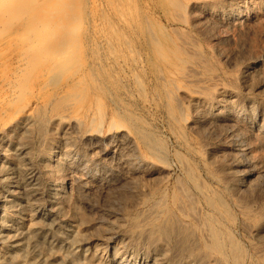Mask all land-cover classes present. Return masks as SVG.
<instances>
[{
	"label": "rangeland",
	"instance_id": "rangeland-1",
	"mask_svg": "<svg viewBox=\"0 0 264 264\" xmlns=\"http://www.w3.org/2000/svg\"><path fill=\"white\" fill-rule=\"evenodd\" d=\"M132 1L133 4H131ZM134 1L135 0H0V40L5 41L7 38L13 39L16 37L23 39V42H20L21 46L14 45L15 47L12 46L13 48H7L8 50H1L4 51L2 53L0 51V57L2 56L0 62L1 60L3 61V64L0 63V65L2 64V68L0 66V69L2 71L7 69L8 71L10 66L9 71L13 68V71L11 70L12 73L15 72L17 76L19 75L18 78H16L17 76H14L13 73V76H10L11 78L9 77L7 80L1 79L0 77V82H2L0 83V85H2L0 88L5 87L4 91H0V111L2 112H0V172L8 163L11 162L10 164H13L10 169L13 171L9 172L8 181L0 182V199H6L12 196L11 199L13 201L7 206L4 213L5 218L9 221V235H18V228L29 226V224L31 230H33L32 234L27 235L28 237H16L19 249L15 252L13 251V254L14 256L16 254V259L24 260L28 264H47L50 261H52L53 264H84V256H80L76 261H67L66 259V255L72 249L71 245L75 241L69 235L73 226L80 233L78 240L79 242L81 241V245H85L86 249L94 247L101 250V263L103 264H111V253H109L110 246L107 240L110 235H113L114 241L117 242L123 250L127 251L126 257L130 259L131 264H155V262H165V254L168 251L166 249H153L147 241L136 236L138 232L133 228V225L135 220H139L144 213L151 209V204H153L154 200L158 201L161 199L162 195L171 194V192L175 190L177 194L183 197L185 204L188 200L189 202H193L192 204H194L196 208H201L202 204H204V192L210 193L209 195L214 201H216V199L218 201V199L220 200L222 198L225 204L219 207V212L216 214V217L220 221H224V224L226 223L225 225L231 228L234 235L237 237L239 236L238 238L236 237L239 244L242 247L246 246L245 249L250 251L251 258L248 259L246 264H264V231L258 233L256 227L258 224L264 225V131H262L263 133L260 132L261 134L259 135V132L255 129V127L261 123L260 119L264 117V9H262L264 7V0H254L256 1L255 6H259L261 10L255 7L250 13L249 10L247 11L249 14L248 16H246L247 13L235 15V17H232L235 21L234 23L233 20L231 21L225 16H218L219 18H216V15H214L215 12L204 16L201 12L202 9H192L190 8V4L208 1L211 2L212 5L214 3L213 7H217L216 10H218L222 8V5L224 7V5L233 3L237 0H149L153 5L157 3L165 4L168 9L165 11V14L161 13L162 16L161 14L160 16L165 21H163L164 24H167L168 21L173 24V26L168 25L161 29L157 22L159 21L157 17H155L157 24L153 20L152 23L150 19L152 25H149V23L148 25L151 32L153 31L154 35L152 36H156V39L152 37L153 42L150 40L147 43L149 47L144 43V45H141L138 39L128 35V28L123 29L128 26L127 20L137 15L138 5L135 4ZM118 3H122V5ZM177 3L180 5H177ZM254 11L258 12L260 16L256 14V18L255 15H253V13H255ZM64 12L67 14H64ZM208 17L213 18L210 19ZM239 17L241 18L239 19V23L241 24L237 22ZM206 18L208 22L205 20ZM59 22L61 26L63 25L62 27H65L64 29L60 26ZM226 23H228V25ZM242 24H245L246 28H243L245 25ZM31 26L34 29H32ZM57 26L60 27L57 28ZM17 31L19 33H16ZM68 31H71V34ZM65 32L67 36H65ZM9 33H11V35ZM1 35L4 39L1 38ZM63 35L65 36L64 38L70 37V39H72L71 42L73 43L74 41V43H68V45L62 47L59 45L60 43H57L59 45L58 48L56 47L57 44H55V41L62 40L58 39L60 37L63 38ZM164 35H166L168 39L171 38V42L173 41L177 45L183 46L185 49L184 51H188V48L191 47L195 49L196 54L199 52L197 55H200L199 57L191 51H188L190 52L188 54H186L187 51L184 52L183 58L186 62L179 67V70L171 75L174 79L171 78L169 81L163 76L162 79L161 76L159 77L155 72L153 73V67L159 64L161 58H165L166 55L164 46L162 45L165 44ZM6 36L7 38L5 39ZM48 41H50L49 44ZM159 41L160 43H158ZM69 44H71L70 47ZM48 46L50 47L49 49ZM141 48L142 50H140ZM64 49L67 53H65L66 51ZM13 50L16 56L9 57L12 56V53L14 54ZM7 51L10 52L8 53ZM21 51L22 53L24 52V54L25 52L28 53L25 55L23 54L24 57ZM53 52L55 54L58 52V54L54 55ZM190 54L193 55L191 56ZM3 55L6 61H9L11 58V61L13 60V64L9 61L10 65L8 61H5V66L7 68L4 66ZM61 55L68 60V62L65 63V66L68 68L64 66L63 69L56 70L53 65L57 59L61 58ZM6 56H8V59H6ZM37 57L40 59L38 60ZM15 58H17V60ZM21 58L23 59L22 61H20ZM26 58L30 62H27V60H25ZM189 59L192 60H190L191 62L195 60L196 62L198 61L197 63L201 64L198 65L194 62V65ZM14 64L16 66L11 67ZM17 65L19 67H17ZM45 65H48V67L51 66L50 68H53L52 70L54 71L50 69V71L45 72V70H43ZM15 67H17V69H15ZM86 67L94 68V70L92 75L85 78V76H82V70ZM63 70H65V74L62 72ZM76 70L78 72H76ZM7 71H5V73ZM54 73L58 75L56 74L55 76ZM182 73L185 74L184 78ZM10 79L11 81L8 83ZM103 79L108 80L112 84L111 86L115 90L116 96L119 95L117 100L123 103L122 105L120 103H113L111 97H106L104 94L97 93L95 96L92 94V92H95L101 85L100 82ZM14 82H18V84ZM143 86L144 88H142ZM22 89L23 92H21ZM167 90L170 92L171 97L163 95ZM219 90L227 91L230 96H234L232 97L233 101H237L239 105H241L240 108L239 105L235 108L233 107L234 111H231L232 114H230L228 118L230 120L232 117L233 120L231 119V121H215L211 118L210 121L209 117H207L209 116L206 113L207 110L200 108V111H197L199 109L195 108V97L217 99L220 93ZM8 91L10 92V96ZM2 93L6 94L4 95ZM90 94L93 95H91L93 99L92 102L88 101ZM107 99L111 101L109 100V102ZM176 99L179 100V105H181L184 110L177 104L178 102ZM97 104L100 106H97ZM5 105L9 106L4 107ZM247 105L250 107L251 111ZM84 106L86 111L82 113V108ZM2 107H4L3 109L7 110V112L3 109L1 110ZM124 109H128L130 112L134 113L135 121L138 123H136V127L139 126V128L137 127L140 132L139 137L133 135L132 138L136 147V153L141 155L147 162L145 165H140V167L142 166L141 169H139L138 163L135 165L136 162L132 160L127 164V160L125 159L124 164L123 159L127 158L128 154L131 158L133 152L129 150L126 152L127 150L125 151L117 147L114 140L110 141V137H108L110 133L108 126L111 121H113V115L119 112L123 115L125 112ZM67 111L70 116H75L86 122L85 130H95L93 132L99 133V140H84L82 138V133L78 130L77 132L75 131L76 128L73 127V123L69 117L67 118L70 121H68L67 118L63 121H56V119H54L59 113L67 114ZM92 111L94 112L93 114ZM178 111L181 112V115L184 111V114L181 116ZM201 111L206 114L204 115ZM4 112H6V114ZM197 112H200V114L202 113V117ZM234 115L237 116L235 117ZM205 117L208 119H205ZM90 119H93L92 124H89L91 121ZM203 119L205 122L202 121ZM234 119H237V123ZM114 120H117L116 122H124L123 119L119 121L118 118H115ZM193 121L198 122L195 123ZM199 121H202L201 124ZM214 121L215 125L213 124ZM226 122L227 124L231 122L233 125L231 123L227 125ZM121 123L118 124L120 125ZM222 123L223 126L226 124L225 126L227 129L224 128L225 126H222ZM187 124L191 126V128L188 127ZM234 124H236V127L232 128L235 126ZM195 125L197 126L195 127ZM89 126L91 129H89ZM253 126L254 128L252 129ZM144 127L145 129H143ZM220 127L221 131L219 130ZM238 133L241 134V136ZM257 133L259 136L258 138ZM225 137L227 139H225ZM73 139L75 143L72 142ZM107 139L109 140V145ZM103 140L106 141L103 142ZM95 141L96 143L97 141L100 142L97 145ZM113 146L116 148L114 149ZM73 147L76 149L74 150ZM126 153L128 154L125 155ZM65 155H71L73 159L86 156L82 169L76 170L70 166L71 163H65L63 161L64 157H66ZM122 156H124L123 159L121 158ZM94 164H96L95 167L93 166ZM16 165L19 166L18 169L15 167ZM124 165L126 166L124 167ZM159 168L162 169L160 170ZM135 169L137 171L133 172ZM88 172L89 174H87ZM73 173L76 174L74 175ZM132 173H134V175ZM105 175L107 177H105ZM79 178L84 179V183L88 181L85 183L87 189L80 185L78 181ZM110 180L115 184H111ZM30 182L35 184L34 188L29 185ZM54 184L61 187L65 193L59 196L56 195L53 190ZM113 184L117 188H115ZM162 185H164L165 188ZM244 185L250 187L245 189L246 187ZM233 186L237 187L236 191ZM33 189L36 190L34 191L35 193L32 191ZM79 191L82 192V195H80ZM156 191L159 192L156 194L157 197L156 195L152 197L151 194ZM126 194H128V196ZM138 198H142L144 202L137 203L138 200L136 201V199ZM149 198H152V202ZM147 201L148 203L150 202L149 205ZM131 204H137L138 207H135V205L132 206ZM187 204L193 209L191 203L187 202ZM242 204H244V207L247 208L249 213L255 214L260 218L259 222L255 224L253 222H247L245 217L246 211L238 207L243 206ZM148 208L149 210H147ZM192 209H190V211ZM141 210L145 211L143 212ZM133 212H137L138 218L136 214V217L133 216ZM138 213L141 214L139 215ZM205 214L207 221H216L215 218L207 214V212ZM222 216L225 217L224 220ZM134 217L135 220H133ZM16 225L17 227H15ZM9 249H11L9 243L6 242L2 244L1 250L3 252L9 251ZM163 250L164 252L166 251V253H163ZM88 254L91 255L92 253ZM160 255H162V257ZM123 257L120 259V262L126 258ZM159 257H161V259Z\"/></svg>",
	"mask_w": 264,
	"mask_h": 264
},
{
	"label": "bare ground",
	"instance_id": "bare-ground-1",
	"mask_svg": "<svg viewBox=\"0 0 264 264\" xmlns=\"http://www.w3.org/2000/svg\"><path fill=\"white\" fill-rule=\"evenodd\" d=\"M120 1V0H119ZM124 1V0H123ZM164 1V0H163ZM170 1V0H169ZM177 1H179V0H177ZM258 1V0H257ZM263 1V0H262ZM131 2V1H130ZM227 2V1H226ZM229 2V1H228ZM255 2L256 1H254V0H237V1H234L233 3H229V4H226V5H224V7H223V5H222V8H220V9H218V10H216L217 9V7H213V5H214V3H213V5H212V3L211 2H195V3H193V4H190L191 6H190V8H192V9H202V14L204 15V16H206L207 14H211L212 12H215V14L214 15H216V18H219L220 16H225L226 18H228L229 20H233L232 19V17H235V15H242V14H244V13H247V11L249 10V13H250V11L251 10H253L256 6V4H255ZM64 3V2H63ZM134 3L135 4H137V5H135V6H137L138 7V12H137V15H135V16H132V17H130L128 20H127V25L128 26H126V27H124L123 29H125V28H128V35H130L131 37H135L136 39H138V42L141 44V45H144V44H147L150 40H152V35H154L153 34V31L151 32V29H150V27H149V25L151 24V21L153 20L154 22H156V20H155V17H157L158 18V20L159 21H157L158 22V24H159V26L161 27V29L162 28H165V27H167L168 25H171V26H173V24H171V22H167V24H164L163 23V19L161 18V16H162V14L161 13H163V14H165V11L168 9V8H166V6H165V4H155V5H153V4H151L150 3V1L149 0H135L134 1ZM161 3V2H160ZM176 3V2H175ZM211 3V4H210ZM119 4V3H118ZM131 4H133V1H132V3ZM16 5V4H15ZM23 5V4H22ZM72 5V4H71ZM119 5H122V3L121 4H119ZM167 5V4H166ZM177 5H180V4H178L177 3ZM184 7V6H183ZM117 8V7H116ZM189 8V9H190ZM71 9V8H70ZM256 9H260L259 8V6H257L256 7ZM262 9H264V7L262 8ZM72 10V9H71ZM70 10V11H71ZM216 10V11H215ZM261 10V9H260ZM43 11V10H42ZM55 11V10H54ZM53 11V12H54ZM194 11V10H193ZM198 11V10H197ZM196 11V12H197ZM258 11V10H257ZM51 12V11H50ZM52 12V13H53ZM195 12V11H194ZM199 12V11H198ZM255 12V11H254ZM18 13V12H17ZM252 13V12H251ZM64 14H67V13H65L64 12ZM160 14H161V16H160ZM198 14V13H197ZM256 14H258V12H255V13H253V15H255V17L257 16ZM23 15V14H22ZM52 15V14H51ZM249 14L247 13V15L246 16H248ZM53 16V15H52ZM55 16V15H54ZM193 16H194V14H193ZM199 16V15H198ZM219 16V17H218ZM245 16V15H244ZM258 16H260L259 14H258ZM125 17V16H124ZM202 17V16H201ZM255 17H253V18H255ZM262 17V16H261ZM50 18V17H49ZM51 18H53V17H51ZM66 18V17H65ZM203 18V17H202ZM201 18V19H202ZM208 18H210V19H212L211 17H208ZM251 18H252V16H251ZM257 18V17H256ZM263 18H264V16H263ZM150 19H151V21H150ZM209 19V20H210ZM227 19V20H228ZM239 19H241L240 17L238 18V23L240 22L239 21ZM260 19V18H259ZM126 20V19H125ZM176 20V19H175ZM195 20V19H194ZM206 21H207V18L205 19ZM215 20H217V19H215ZM236 20H237V18H236ZM121 21V20H120ZM153 21H152V23H153ZM212 21H214V20H212ZM220 21H222V20H220ZM252 21V20H251ZM126 22V21H125ZM157 22H156V24H157ZM165 22V21H164ZM186 22V21H185ZM208 22V21H207ZM210 22V21H209ZM223 22V21H222ZM235 21L233 20V23H234ZM246 22V21H245ZM148 23H149V25H148ZM179 23V22H178ZM219 23V22H218ZM59 24H60V22H59ZM155 24V25H156ZM211 24V23H210ZM227 25H228V23H226ZM237 24V23H236ZM239 24H241V23H239ZM248 24H250V23H248ZM261 24V23H260ZM120 25V24H119ZM152 25V24H151ZM154 25V26H155ZM176 25V24H175ZM174 25V26H175ZM242 25H245V24H242ZM259 25V24H258ZM28 26H29V24H28ZM33 26V25H32ZM31 26V27H32ZM60 26H61V24H60ZM60 26H57V28H59ZM63 26V25H62ZM61 26V27H62ZM170 26V27H171ZM30 27V26H29ZM121 27V26H120ZM208 27H210V26H208ZM212 27V26H211ZM246 28V25L245 26H243V28ZM28 28V27H27ZM63 29L65 28V27H62ZM150 30H149V29ZM214 28H215V26H214ZM32 29H34L33 27H32ZM122 29V30H123ZM153 29V28H152ZM159 29V28H158ZM237 29V28H236ZM77 30V29H76ZM75 30V31H76ZM165 30V29H164ZM29 31H31V30H29ZM124 31H126V30H124ZM157 31V30H156ZM199 31V30H198ZM242 31H243V29H242ZM56 32V31H55ZM67 32V31H66ZM66 32H65V36H67V34H66ZM69 32V31H68ZM162 32V31H161ZM244 32V31H243ZM3 33V32H2ZM15 33V32H14ZM13 33V34H14ZM16 33H19L18 31L16 32ZM37 33V32H36ZM70 34H71V31L69 32ZM68 33V34H69ZM73 33H75V32H73ZM72 33V34H73ZM159 33V32H158ZM157 33V34H158ZM176 33V32H175ZM10 35H11V33H9ZM23 34V33H22ZM30 34V33H29ZM54 34V33H53ZM69 34V35H70ZM126 34V33H125ZM162 34V33H161ZM209 34V33H208ZM8 35V34H7ZM50 35V34H49ZM55 35V34H54ZM156 35V34H155ZM167 35V34H166ZM166 35H164L165 37V40H164V42H165V44H162L163 46H164V50H165V58H161V60L159 61L160 63L159 64H156L154 67H153V73L155 72V74H157V75H159V77L161 76V78H162V76L167 80V81H169L171 78H173V77H171V75H173V73L175 72V71H177V70H179V67L180 66H182L185 62H186V60L183 58L184 56H183V53L184 52H186V51H184L185 49H184V47L182 48L181 46H179V45H177L175 42H171V38L170 39H168L167 37H166ZM206 35V34H205ZM5 36V35H4ZM19 36V35H18ZM26 36V35H25ZM25 36H22V37H25ZM38 36V35H37ZM48 36V35H47ZM52 36V35H51ZM64 35L62 36L63 38H59L58 40H60V39H62V40H60V41H55V44H57V43H60L59 45L62 47V46H65V45H68V43H71V44H73L74 43V41H73V43L71 42V40L72 39H70V37H68V38H64L65 37ZM74 36V35H73ZM168 36V35H167ZM190 36V35H189ZM9 37V36H8ZM41 37V36H40ZM71 37H72V35H71ZM156 36H154L153 37V39H156L155 38ZM171 37V36H170ZM1 38H3L4 39V37L1 35ZM7 38V36L5 37V39ZM35 38H36V35H35ZM42 38H43V36H42ZM47 38V37H46ZM9 39V40H8ZM55 39V38H54ZM182 39V38H181ZM8 40V41H7ZM7 40H5V41H3V40H0V51L1 50H5V49H7V48H11L12 46L13 47H15V46H19L20 45V42L22 41L23 42V39L22 38H7ZM38 40H39V38H38ZM51 40V39H50ZM28 41V40H27ZM47 42V41H46ZM152 42H153V40H152ZM185 42V41H184ZM183 42V43H184ZM193 42H194V39H193ZM26 43V42H25ZM38 43V42H37ZM50 43V41H48V44ZM52 43V42H51ZM128 43V42H127ZM144 43V44H143ZM158 43H160V41L158 42ZM163 43V42H162ZM22 44H24V43H22ZM43 44H44V42H43ZM42 44V45H43ZM54 44V43H53ZM71 44H69V47H70V45ZM138 44V43H137ZM156 44V43H155ZM15 45V46H14ZM58 44L56 45V47H58L59 46ZM139 45V44H138ZM138 45H137V47H138ZM150 45V44H149ZM21 46V45H20ZM45 46H46V44H45ZM51 46V45H50ZM54 46V45H53ZM12 47V48H13ZM44 47V46H43ZM142 47H144V46H142ZM147 47H149L148 46V44H147ZM156 47V46H155ZM188 47V46H187ZM18 48V47H17ZM31 48V47H30ZM47 48V47H46ZM50 47L48 46V49H49ZM59 48V47H58ZM16 49V48H15ZM21 49V48H20ZM37 49V48H36ZM44 49H45V47H44ZM67 49V48H66ZM149 49V48H148ZM189 50L188 51H191L193 54L195 53V55H197L196 54V52H195V49L194 48H191V47H189L188 48ZM8 50V49H7ZM12 50V49H11ZM46 50V49H45ZM65 50V49H64ZM140 50H142V48L140 49ZM145 50H147V49H145ZM26 51V50H25ZM29 51V50H28ZM66 51V50H65ZM64 51V52H65ZM187 51V53L186 54H188V53H190V52H188ZM2 52H4V51H1V53ZM8 53L10 52V51H7ZM13 52H14V50H13ZM19 52V51H18ZM55 52V51H54ZM53 52V53H54ZM60 52V51H59ZM154 52V51H153ZM21 53H22V51H21ZM28 52H25V54H27ZM44 53H45V51H44ZM62 53V52H61ZM65 53H67V51L65 52ZM7 54V53H6ZM14 54H15V52H14ZM13 53H12V56H9V57H13V56H16V54L14 55ZM17 54H19V53H17ZM24 54V52L22 53V55ZM24 54V55H25ZM32 54V53H31ZM40 54V53H39ZM39 54H37V55H39ZM56 54H58V52L56 53ZM55 53H54V55H56ZM192 54V55H193ZM1 55V54H0ZM10 55V54H9ZM23 55V56H24ZM53 55V56H54ZM66 55V54H65ZM191 55V54H190ZM191 55V56H192ZM204 55V54H203ZM202 55V56H203ZM4 56V55H3ZM20 56V55H19ZM22 56V57H23ZM36 56V55H35ZM52 56V55H51ZM73 56V55H72ZM197 56H199L200 57V55H197ZM202 56H201V58H202ZM8 56H6V59H8L7 58ZM25 57V56H24ZM23 57V58H24ZM55 57H57V56H55ZM68 57V56H67ZM1 59H2V56L0 57ZM27 58H28V56H27ZM27 58L25 59V60H27ZM54 58V57H53ZM194 58H195V56H194ZM229 58V57H228ZM3 59H4V63H5V56L3 57ZM10 59V58H9ZM12 59V58H11ZM11 59L9 60L10 62H11V64H13V60L11 61ZM14 59V58H13ZM16 60H17V58H15ZM18 59H19V57H18ZM33 59V58H32ZM37 59L39 60L40 58L39 57H37ZM36 59V60H37ZM42 59V58H41ZM52 59V58H51ZM56 59V58H55ZM198 59V58H197ZM206 59V58H205ZM230 59V58H229ZM15 60V61H16ZM23 59L21 58V60L20 61H22ZM24 60V61H25ZM30 60H31V58H30ZM191 59H189V61H190ZM201 60H203V59H201ZM200 60V61H201ZM8 61V60H7ZM6 61V62H7ZM8 61V63H9V65H10V62ZM34 61V60H33ZM48 61V60H47ZM192 61V60H191ZM190 61V62H191ZM236 61V60H235ZM3 61L1 60V62L0 63H2ZM27 62H30V61H28L27 60ZM36 62V61H35ZM38 62V61H37ZM68 62V60L66 59V58H64L62 55H61V58H59V59H57L56 61H55V63H54V65H53V67H55L56 68V70H59V69H63L64 68V66H65V63H67ZM70 62V61H69ZM194 62H196L195 60H194ZM194 62H191V63H194ZM198 62V61H197ZM196 62V63H197ZM203 62V61H202ZM205 62H208V61H205ZM16 63V62H15ZM19 63V62H18ZM24 63H26V62H24ZM23 63V64H24ZM3 64V63H2ZM2 64L0 65L1 66V68H2ZM31 64V63H30ZM69 64V63H68ZM198 65H200L199 63H197ZM207 64V63H206ZM6 65V63L4 64V66ZM19 65V64H18ZM17 65V67H19ZM33 65V64H32ZM51 65V64H50ZM154 65V64H153ZM194 65H195V63H194ZM244 65V64H243ZM8 66V65H7ZM13 66H16L15 64L14 65H12L11 67H13ZM235 66V65H234ZM233 66V67H234ZM6 67V66H5ZM5 67H3V68H5ZM17 67H15V69H17ZM21 67V66H20ZM31 67V66H30ZM33 67V66H32ZM51 67V66H50ZM50 67H48V65H45L44 67H43V70H45V72H48V71H50ZM66 68H68L67 66H65ZM188 67V66H187ZM204 67V66H203ZM242 67V66H241ZM260 67V66H259ZM7 68V67H6ZM5 68V69H6ZM188 68H191V67H188ZM188 68H186V69H188ZM9 69H10V66H9ZM9 69H8V71H7V69L5 70V71H7L6 73H5V71H2L1 69V73H0V77H1V79H4V80H7L10 76H13V73H14V76H17V74H15V72H13L12 73V69L13 68H11V70L9 71ZM21 69V68H20ZM53 69V68H52ZM51 69V70H52ZM193 69V68H192ZM191 69V70H192ZM255 69V68H254ZM257 69V68H256ZM22 70V69H21ZM33 70V69H32ZM66 70V69H65ZM65 70H63L62 72H63V74H65L64 73V71ZM93 70H94V68H91V67H86L85 69H83L82 70V76H85V78L87 77V76H89V75H92L93 73ZM183 70V69H182ZM190 70V69H189ZM241 70V69H240ZM245 70V69H244ZM29 71V70H28ZM52 71H54V70H52ZM61 71V70H60ZM66 71H68V70H66ZM192 71H194V70H192ZM254 71V70H253ZM18 72V71H17ZM16 72V73H17ZM19 72H21V71H19ZM26 72V71H25ZM76 72H78L77 70H76ZM105 72V71H104ZM58 73V72H57ZM56 73V74H57ZM69 73V72H68ZM196 73V72H195ZM251 73V72H250ZM263 73V72H262ZM21 74V73H20ZM50 74V73H49ZM48 74V75H49ZM55 74V73H54ZM53 74V75H54ZM56 74H55V76H56ZM197 74H198V71H197ZM249 74V73H248ZM58 75V74H57ZM60 75V74H59ZM79 75H80V73H79ZM104 75V74H103ZM182 75H183V78H184V76H185V74H183L182 73ZM243 75V74H242ZM254 75V74H253ZM261 75V74H260ZM19 76V75H18ZM18 76L16 77V78H18ZM69 76V75H68ZM77 76H78V74H77ZM193 76V75H192ZM46 77V76H45ZM60 77V76H59ZM150 77V76H149ZM167 77V78H166ZM11 78V77H10ZM13 78H15V77H13ZM12 78V79H13ZM15 78V79H16ZM74 78V77H73ZM107 78V77H106ZM136 78V77H135ZM250 78H252V77H250ZM255 78H257V77H255ZM76 79H78V78H76ZM76 79H73V80H76ZM137 79V78H136ZM163 79V78H162ZM174 79V78H173ZM198 79V78H197ZM207 79V78H206ZM21 80V79H20ZM68 80V79H67ZM67 80H66V82H67ZM181 80V79H180ZM195 80V79H194ZM202 80H204V79H202ZM201 80V81H202ZM11 81V79L10 80H8V83ZM13 81V80H12ZM15 81V80H14ZM17 81V80H16ZM19 81V80H18ZM70 81H72V80H70ZM98 81H99V79H98ZM188 81V80H187ZM243 81V80H242ZM222 82V81H221ZM244 82V81H243ZM251 82V81H250ZM0 83H2V82H0ZM5 83V82H4ZM12 83V82H11ZM14 83H17L18 84V82H14ZM144 83V82H143ZM245 83V82H244ZM257 83V82H256ZM13 84V83H12ZM11 84V85H12ZM43 84V83H42ZM100 86L97 88V90L95 91V92H92V94L95 96V94H97V93H100V94H104L106 97H111V100H112V102L113 103H115V104H123V103H121V102H119L118 100H117V97L119 96H116V92H115V90L112 88V84L108 81V80H102L101 82H100ZM251 84V83H250ZM6 85H7V83H6ZM16 85V84H15ZM25 85V84H24ZM174 85V84H173ZM213 85H215V84H213ZM248 85V84H247ZM247 85H245V86H247ZM252 85V84H251ZM1 87H2V85H0ZM20 86V85H19ZM168 86V85H167ZM27 87V86H26ZM164 87H166V86H164ZM175 87V86H174ZM7 88V87H6ZM23 88V87H22ZM128 88V87H127ZM142 88H144V86L142 87ZM198 88V87H197ZM213 88V87H212ZM251 88V87H250ZM1 90L0 91H4L5 90V87H3V88H0ZM13 89H14V86H13ZM12 89V90H13ZM16 89V88H15ZM94 89V88H93ZM147 89H148V87H147ZM204 89V88H203ZM210 89V88H209ZM240 89V88H239ZM244 89V88H243ZM260 89V88H259ZM19 90V89H18ZM53 90H54V88H53ZM185 90V89H184ZM222 90V89H221ZM248 90V89H247ZM258 90V89H257ZM14 91H16V90H14ZM86 91V90H85ZM117 91V90H116ZM220 91V90H219ZM262 91V90H261ZM9 92V91H8ZM13 92V91H12ZM21 92H23V89H22V91ZM122 92V91H121ZM138 92V91H137ZM82 93V92H81ZM128 93V92H127ZM264 93V92H263ZM2 94H6V93H2ZM50 94V93H49ZM52 94V93H51ZM92 94H90V98H89V102H92L93 101V99L91 98L93 95ZM118 94V93H117ZM120 94V93H119ZM8 95V94H7ZM92 95V96H91ZM164 96H166V97H171L170 96V92L167 90V91H165L164 92V94H163ZM182 95V94H181ZM233 95V94H232ZM9 96H10V92H9ZM8 96V97H9ZM75 96V95H74ZM89 96V95H88ZM184 96V95H183ZM3 97V96H2ZM175 97H176V95H175ZM187 97V96H186ZM232 97H234V96H230L229 94H228V92L227 91H220V93H219V97L217 98V99H211V98H207V97H195L194 98V101L196 102V104H195V108L196 109H199V110H197V111H200V108H202L203 110L205 109V110H207V114L209 115V116H207V117H209V120L211 121V119H214L215 121L216 120H219V121H231V119H232V115L230 116L231 117V119L229 120L228 118H229V115L230 114H232V112L234 111L233 109L235 108V107H237L238 105H239V103L236 101V102H234L233 101V98ZM51 98V97H50ZM62 98H63V96H62ZM83 98H85V97H83ZM189 98V97H188ZM95 99V98H94ZM122 99V98H121ZM235 99V98H234ZM17 100V99H16ZM108 100V99H107ZM110 100V99H109ZM108 100V101H109ZM110 100V101H111ZM123 100V99H122ZM177 100V99H176ZM236 100H239V99H236ZM241 100V99H240ZM251 100V99H250ZM4 101V100H3ZM11 101V100H10ZM23 101V100H22ZM53 101V100H52ZM109 101V102H110ZM124 101V100H123ZM8 102V101H7ZM15 102V101H14ZM95 102V101H94ZM149 102V101H148ZM164 102V101H163ZM177 104L179 105V100H177ZM191 102V101H190ZM243 102V101H242ZM236 103H238V104H236ZM241 103V102H240ZM93 104H95V103H93ZM176 104V103H175ZM242 104V103H241ZM250 104V103H249ZM99 104H97V106H98ZM112 105H114V104H112ZM154 105V104H153ZM161 105V104H160ZM252 105H253V103H252ZM256 105V104H255ZM254 105V106H255ZM263 105V104H262ZM9 105H5L4 107H8ZM49 106V105H48ZM100 106V105H99ZM115 106H117V105H115ZM179 106H181V105H179ZM240 106L241 105H239V108H240ZM246 106V105H245ZM248 106V105H247ZM250 106H251V104H250ZM4 107H2L1 108V110L4 108ZM22 107V106H21ZM118 107H120V106H118ZM178 107V106H177ZM234 107V108H233ZM257 107V106H256ZM10 108V107H9ZM20 108V107H19ZM47 108V107H46ZM93 108H94V106H93ZM123 108H125V107H123ZM123 108H122V110H123ZM181 108L183 109V107L181 106ZM246 108V107H245ZM248 108H249V110H250V107L248 106ZM251 108H252V106H251ZM263 108V107H262ZM8 109V108H7ZM23 109V108H22ZM192 109V108H191ZM255 109V108H254ZM260 109V108H259ZM4 110V109H3ZM68 110V109H67ZM77 110H78V107H77ZM117 110V109H116ZM125 110V109H124ZM179 110H181V109H179ZM184 110V109H183ZM233 110V111H232ZM241 110V109H240ZM246 110H248V109H246ZM253 110V109H252ZM4 111H6L7 112V110H4ZM82 113H84L85 111H86V108H85V106L82 108ZM232 111V112H231ZM236 111V110H235ZM245 111V110H244ZM251 111V110H250ZM1 112V111H0ZM6 112H4L5 114H6ZM18 112V111H17ZM40 112V111H39ZM60 112V111H59ZM58 112V113H59ZM79 112V111H78ZM175 112V111H174ZM178 112H180V111H178ZM192 112H193V110H192ZM203 114H204V112L203 111H201ZM231 112V113H230ZM243 112V111H242ZM247 112V111H246ZM256 112V111H255ZM262 112V111H261ZM2 113V112H1ZM3 113V114H4ZM64 113V112H63ZM94 112L92 111V114H93ZM120 113V112H119ZM119 113H116V115H113V121H111V123L109 124V131H110V133H109V136L108 137H110V141H113L114 140V142L117 144L116 146L117 147H119V148H121V149H124L126 152H128V150L129 151H132L133 152V154H132V157L130 158L129 157V154L128 153H126L125 155H127V158H124V156H122L121 158L123 159V161L126 159L127 160V164H128V162L130 161V160H132V161H134V162H136L135 163V165H137V163H138V165H139V167H140V165H145L147 162H146V160H144V158L141 156V155H139V154H137L136 153V147H135V145H134V142H133V135H137L138 137H139V135H140V132H139V130H138V128H139V126H137L136 127V125L138 124L136 121H135V117H134V113L133 112H130V110H128V109H126L125 110V112H124V114L123 115H121V113L119 114ZM198 114H200V112H197ZM197 113H195L196 115H198ZM201 113V114H202ZM205 113V114H206ZM252 113V112H251ZM67 114H68V111H67ZM61 114V113H59L58 115H56L55 116V118L54 119H56V121L57 120H60V121H63L64 119L66 120V118L67 117H69L70 118V120H71V122L73 123V127H75L76 128V132H77V130L80 132V133H82V138L84 139V140H96V139H98L99 140V137H100V134L99 133H96V132H93V131H95V130H93V131H90V130H85V127H86V122L85 121H83L82 119H79V118H76L75 116H70V114ZM72 114H74V113H72ZM79 114V113H78ZM107 114V113H106ZM177 114V113H176ZM183 114H184V111H183ZM182 114V115H183ZM200 114V115H201ZM204 114V115H205ZM234 114V113H233ZM236 114V113H235ZM243 114V113H242ZM262 114V113H261ZM261 114H260V116H261ZM264 114V113H263ZM262 114V115H263ZM136 115V114H135ZM180 115H181V112H180ZM181 115V116H182ZM200 115H199V117H200ZM238 115V114H237ZM236 115V116H237ZM241 115V114H240ZM3 116V115H2ZM12 116V115H11ZM90 116H92V115H90ZM194 116V115H193ZM235 116V115H234ZM235 116V117H236ZM253 116V115H252ZM264 116V115H263ZM82 117V116H81ZM139 117V116H138ZM184 117V116H183ZM195 117V116H194ZM201 117H202V115H201ZM259 117V116H258ZM92 118V117H91ZM112 118V117H111ZM115 118H118L119 119V121H121L122 119L124 120V122L123 123H121V122H116L114 119ZM197 118V117H196ZM195 118V119H196ZM211 118V119H210ZM93 119H95V118H93ZM93 119L90 121V123L89 124H92V121H93ZM177 119V118H176ZM200 119H202V118H200ZM200 119H198V120H200ZM205 119H208V118H206L205 117ZM243 119V118H242ZM48 120V119H47ZM67 120H68V118H67ZM70 120H68V121H70ZM109 120V119H108ZM112 120V119H111ZM137 120H139V119H137ZM183 120V119H182ZM197 120V119H196ZM233 120V119H232ZM237 120V119H236ZM235 119H234V121H236ZM238 120H239V118H238ZM9 121V120H8ZM140 121V120H139ZM184 121H186V120H184ZM202 121H204V119L202 120ZM202 121H199L200 122V124H201V122ZM210 121H207V122H210ZM215 121L213 122V124L215 123ZM70 122V123H71ZM193 122H195V121H193ZM198 121H196L195 123H197ZM205 122V121H204ZM203 122V123H204ZM240 122V121H239ZM260 124H256L257 126L255 127V129H256V131L257 132H259V135L261 134V133H263L262 131H264V117H262L261 119H260ZM49 123V122H48ZM108 123V122H107ZM118 123H121L120 125L118 124ZM137 123V124H136ZM141 123V122H140ZM190 123V122H189ZM211 123V122H210ZM221 123V122H220ZM220 123H219V125H220ZM223 123H225V122H223ZM223 123H222V126H223ZM231 123V122H230ZM229 123V124H230ZM235 123V122H234ZM236 123H237V121H236ZM242 123V122H241ZM245 123V122H244ZM243 123V124H244ZM250 123V122H249ZM25 124V123H24ZM58 124H59V121H58ZM192 124H194V123H192ZM191 124V125H192ZM199 124V125H200ZM226 124H227V122H226ZM225 124V125H226ZM229 124H227V125H229ZM232 124V123H231ZM243 124H242V126H243ZM41 125V124H40ZM61 125V124H60ZM66 125V124H65ZM72 125V124H71ZM95 125V124H94ZM188 125V124H187ZM198 125V124H197ZM197 125H195V127L197 126ZM215 125V124H214ZM217 125H218V122H217ZM224 125V126H225ZM233 125V124H232ZM232 125H231V127H232ZM235 126H233L232 128H235L236 127V124H234ZM238 125H239V123H238ZM14 126V125H13ZM64 126V125H63ZM105 126H107V125H105ZM140 126H141V124H140ZM143 126V125H142ZM210 126V125H209ZM221 126V127H222ZM223 126V127H224ZM10 127V126H9ZM12 127V126H11ZM69 127V126H68ZM71 127V126H70ZM93 127V126H92ZM188 127H190L191 128V126H189L188 125ZM192 127H194V126H192ZM194 127V128H195ZM206 127V126H205ZM212 127V126H211ZM221 127H220V131H221ZM194 128H192V129H194ZM209 128V127H208ZM207 128V129H208ZM218 128V127H217ZM224 128H226V126L224 127ZM237 128H238V126H237ZM240 128V127H239ZM254 128V126L252 127V129ZM71 129V128H70ZM89 129H91L90 128V126H89ZM107 129V128H106ZM143 129H145V127L143 128ZM198 129V128H197ZM201 129V128H200ZM199 129V130H200ZM216 129V128H215ZM223 129V128H222ZM227 129V128H226ZM230 129V128H229ZM242 129V128H241ZM254 129V130H255ZM72 130H73V128H72ZM101 130V129H100ZM99 130V131H100ZM195 130V129H194ZM199 130H198V132H199ZM218 130V131H219ZM234 130V129H233ZM69 131V130H68ZM192 131V130H191ZM201 131V130H200ZM216 131V130H215ZM227 131V130H226ZM235 131H236V129H235ZM255 131V132H256ZM195 132V131H194ZM203 132V131H202ZM201 132V133H202ZM206 132V131H205ZM204 132V133H205ZM213 132V131H212ZM217 132V131H216ZM224 132V131H223ZM246 132V131H245ZM254 132V131H253ZM261 132V133H260ZM66 133V132H65ZM75 133V132H74ZM237 133V132H236ZM236 133H235V135H236ZM196 134V133H195ZM206 134V133H205ZM239 134V133H238ZM247 134V133H246ZM64 135V134H63ZM230 135V134H229ZM240 136H241V134H239ZM248 135V134H247ZM107 136V135H106ZM200 136V135H199ZM207 136V135H206ZM232 136V135H231ZM254 136V135H253ZM73 137V136H72ZM223 137V136H222ZM236 137V136H235ZM244 137V136H243ZM243 137H241V138H243ZM246 137V136H245ZM248 137V136H247ZM256 137V136H255ZM259 136H258V133H257V138H258ZM77 138V137H76ZM224 138V137H223ZM228 138H230V137H228ZM250 138H251V136H250ZM78 139V138H77ZM112 139V140H111ZM211 139H212V137H211ZM225 139H227L226 137H225ZM231 139V138H230ZM233 139V138H232ZM260 139H261V137H260ZM7 140V139H6ZM69 140V139H68ZM101 140V139H100ZM108 140V139H107ZM109 140H108V145H109ZM215 140V139H214ZM213 140V141H214ZM250 140V139H249ZM75 140L73 139V141L72 142H74ZM104 141H106V140H103V142ZM81 142V141H80ZM100 142V141H99ZM98 141H97V143H96V141H95V143L98 145V143H99ZM143 142V141H142ZM157 142V141H156ZM70 143V142H69ZM75 143V142H74ZM84 143V142H83ZM111 143V142H110ZM221 143V142H220ZM253 143H254V140H253ZM85 144V143H84ZM147 144V143H146ZM158 144V143H157ZM78 145V144H77ZM148 145V144H147ZM235 145V144H234ZM246 145V144H245ZM253 145V144H252ZM59 146V145H58ZM87 146V145H86ZM142 146V145H141ZM244 146V145H243ZM248 146V145H247ZM246 146V147H247ZM102 147H103V145H102ZM114 147V149L116 148L115 146H113ZM149 147V146H148ZM220 147V146H219ZM250 147V146H249ZM79 148V147H78ZM104 148V147H103ZM102 148V149H103ZM144 148V147H143ZM224 148V147H223ZM225 148H226V146H225ZM248 148V147H247ZM254 148V147H253ZM73 149H74V147H73ZM76 149V148H75ZM74 149V150H75ZM90 149V148H89ZM89 149H87V150H89ZM205 149V148H204ZM220 149V148H219ZM258 149V148H257ZM259 149H260V147H259ZM258 149V150H259ZM22 150V149H21ZM117 150V149H116ZM191 150V149H190ZM248 150V149H247ZM73 151V150H72ZM104 151V150H103ZM159 151V150H158ZM242 151V150H241ZM78 152V151H77ZM93 152V151H92ZM122 152H123V150H122ZM131 152V153H132ZM216 152V151H215ZM218 152V151H217ZM73 153V152H72ZM81 153H83V152H81ZM117 153H119V152H117ZM124 153V152H123ZM130 153V152H129ZM151 153V152H150ZM230 153V152H229ZM232 153V152H231ZM67 154V153H66ZM92 154V153H91ZM214 154V153H213ZM228 154V153H227ZM247 154V153H246ZM245 154V155H246ZM64 155V154H63ZM83 155V154H82ZM89 155V154H88ZM96 155V154H95ZM121 155V154H120ZM216 155V154H215ZM22 156V155H21ZM66 157H64V162L65 163H71V167H73V168H75L76 170H81L82 169V166H83V162H84V160H85V157H82V156H80V157H78V159H73L72 157H71V155H65ZM161 156V155H160ZM218 156V155H217ZM226 156V155H225ZM236 156V155H235ZM2 157V156H1ZM112 157H113V155H112ZM115 157V156H114ZM224 157V156H223ZM244 157V156H243ZM120 158V159H121ZM25 159V158H24ZM23 159V160H24ZM50 159V158H49ZM104 159V158H103ZM212 159V158H211ZM91 160V159H90ZM159 160V159H158ZM178 160V159H177ZM224 160V159H223ZM255 160V159H254ZM261 160H263V159H261ZM108 161V160H107ZM120 161H122V160H120ZM2 162V161H1ZM119 162V161H118ZM162 162V161H161ZM167 162V161H166ZM180 162V161H179ZM11 163V162H10ZM10 163H8V165L7 166H5L3 169H2V171L0 172V182H5V181H8V175H9V172L11 171L10 169H11V167H12V165L10 164ZM112 163V162H111ZM120 163V162H119ZM93 164V163H92ZM99 164H100V162H99ZM98 164V165H99ZM106 164V163H105ZM124 164H125V161H124ZM130 164V163H129ZM131 164L133 165V163L131 162ZM130 164V165H131ZM163 164V163H162ZM104 165V164H103ZM120 165V164H119ZM164 165V164H163ZM184 165V164H183ZM258 165V164H257ZM69 166V167H70ZM94 167L96 166V164H94L93 165ZM107 166H108V164H107ZM114 166V165H113ZM116 166V165H115ZM121 166V165H120ZM122 166H123V164H122ZM126 165H124V167H125ZM128 166V165H127ZM152 166V165H151ZM17 169L19 168V166H15ZM112 167V166H111ZM137 167V166H136ZM138 167V168H139ZM142 167V166H141ZM141 167L139 168V169H141ZM153 167V166H152ZM91 168H92V165H91ZM90 168V169H91ZM100 168V167H99ZM119 168V167H118ZM143 168H144V166H143ZM185 168V167H184ZM258 168V167H257ZM84 169V168H83ZM88 169V168H87ZM124 169V168H123ZM160 169V168H159ZM158 169V170H159ZM162 169V168H161ZM160 169V170H161ZM254 169V168H253ZM89 170V169H88ZM128 170V169H127ZM150 170H151V168H150ZM155 170V169H154ZM167 170V169H166ZM187 170V169H186ZM229 170V169H228ZM13 171V170H12ZM11 171V172H12ZM96 171V170H95ZM116 171V170H115ZM137 170L135 169V171H133V172H136ZM141 171V170H140ZM144 171V170H143ZM194 171V170H193ZM257 171V170H256ZM90 172V171H89ZM89 172L87 173V174H89ZM156 172V171H155ZM162 172V171H161ZM264 172V171H263ZM74 174V173H73ZM76 174V173H75ZM74 174V175H75ZM86 174V173H85ZM93 174V173H92ZM110 174V173H109ZM120 174V173H119ZM122 174V173H121ZM129 174V173H128ZM133 175H134V173H132ZM162 174V173H161ZM259 174V173H258ZM11 175V174H10ZM19 175V174H18ZM142 175V174H141ZM164 175V174H163ZM168 175V174H167ZM262 175V174H261ZM86 176V175H85ZM137 176V175H136ZM159 176V175H158ZM84 177V176H83ZM105 177H107L106 175H105ZM124 177V176H123ZM122 177V178H123ZM133 177V176H132ZM152 177V176H151ZM165 177V176H164ZM32 178V177H31ZM71 178V177H70ZM91 178V177H90ZM103 178V177H102ZM121 178V179H122ZM149 178V177H148ZM155 178V177H154ZM158 178H160V177H158ZM191 178V177H190ZM72 179V178H71ZM109 179V178H108ZM124 179V178H123ZM137 179V178H136ZM152 179V178H151ZM179 179V178H178ZM10 180V179H9ZM28 180V179H27ZM134 180V179H133ZM141 180V179H140ZM144 180V179H143ZM147 180V179H146ZM149 180V179H148ZM161 180V179H160ZM194 180V179H193ZM22 181V180H21ZM78 181H79V183H80V185L82 186V187H86V189H87V185L85 184L86 182H88V181H86L85 183H84V179H82V178H79L78 179ZM106 181H108V180H106ZM111 181V180H110ZM121 181V180H120ZM155 181V180H154ZM153 181V182H154ZM178 181V180H177ZM242 181V180H241ZM29 182V181H28ZM56 182V181H55ZM118 182H119V180H118ZM128 182H129V179H128ZM243 182V181H242ZM264 182V181H263ZM59 183V182H58ZM103 183V182H102ZM110 183V182H109ZM112 183H114L113 181H111V184ZM120 183V182H119ZM139 183V182H138ZM158 183H159V181H158ZM157 183V184H158ZM202 183V182H201ZM250 183V182H249ZM261 183V182H260ZM115 184V183H114ZM113 184V185H114ZM153 184H155V183H153ZM152 184V185H153ZM177 184V183H176ZM180 184V183H179ZM254 184V183H253ZM29 185L31 186V187H35V184H33V183H29ZM181 185V184H180ZM256 185V184H255ZM80 186V187H81ZM101 186H103V185H101ZM111 186V185H110ZM162 186H164V185H162ZM178 186V185H177ZM183 186V185H182ZM245 186V185H244ZM75 187H76V185H75ZM79 187V188H80ZM114 187H115V185H114ZM184 187V186H183ZM218 187V186H217ZM234 188H235V191H236V188L237 187H235V186H233ZM241 187V186H240ZM246 188L245 189H247V187L248 186H245ZM250 187V186H249ZM248 187V188H249ZM252 187V186H251ZM93 188V187H92ZM109 188V187H108ZM113 188V187H112ZM115 188H117V187H115ZM131 188H132V186H131ZM148 188V187H147ZM164 188H165V186H164ZM163 188V189H164ZM180 188V187H179ZM185 188V187H184ZM201 188V187H200ZM231 188H232V185H231ZM81 189V188H80ZM79 189V190H80ZM114 189V188H113ZM133 189V188H132ZM244 189V188H243ZM252 189V188H251ZM53 190L55 191V194L56 195H63L65 192H63V189L61 188V187H59V186H57V185H55L54 184V186H53ZM108 190V189H107ZM110 190V189H109ZM117 190V189H116ZM135 190V189H134ZM137 190V189H136ZM143 190V189H142ZM162 190V189H161ZM179 190V189H178ZM238 190H241V189H238ZM238 190H237V194H238ZM33 192L34 191H36V190H32ZM89 191V190H88ZM87 191V192H88ZM115 191V190H114ZM166 191V190H165ZM168 191V190H167ZM182 191V190H181ZM251 191V190H250ZM68 192V191H67ZM80 192V191H79ZM78 192V193H79ZM111 192V191H110ZM118 192V191H117ZM120 192H121V190H120ZM233 192H234V189H233ZM248 192V191H247ZM252 192V191H251ZM35 193V192H34ZM77 193V192H76ZM82 192H80V195H82L81 194ZM132 193H133V191H132ZM136 193V192H135ZM143 193V192H142ZM159 192L158 191H156V192H154L153 194H151V196L153 197L154 195H156V194H158ZM168 193V192H167ZM182 193V192H181ZM250 193V192H249ZM37 194V193H36ZM88 194V193H87ZM124 194V193H123ZM129 194V193H128ZM128 194H126L127 196H128ZM164 194H165V192H164ZM185 194V193H184ZM191 194V193H190ZM210 194V193H209ZM208 194V192L206 193V192H204V195H203V198H204V204H202V207L200 208H196V206L194 207V204H192L193 202H189L188 200H187V202L188 203H191L192 205H193V209H192V207L191 206H189L188 204H187V202H186V204L188 205H186L185 204V200L183 201V197L181 196V195H179V194H177L176 192H175V190H174V192H171V194H165V195H162V197H161V199L160 200H158V201H155L154 200V202H153V204H151L152 206H151V209L149 210V208L147 209V210H149V211H147L146 213H144V215L139 219V220H135V217L137 216V212L136 213H134V215L133 216H135V214H136V216L134 217V219L133 220H135L134 221V225H133V228L138 232V235H136L135 234V232H134V234L136 235V236H139V238H141V239H143V240H145V241H147L148 242V244H150V246H152V248L153 249H166L168 252L166 253V251L164 252V250H163V253H166L165 255V262H162V263H156L155 262V264H246L247 263V261H248V259L249 258H251V256H250V251L249 250H247V249H245V247H242L240 244H239V241H238V237L237 236H235L234 235V233H233V231L231 230V228L230 227H228V226H226L225 224H224V221L222 222V221H220L217 217H216V214H218V212H219V207L220 206H224V204H225V202H224V200L221 198L220 200L218 199V201H219V203H218V201H217V199H216V201H214V199L212 198V197H210V195ZM248 194V193H247ZM257 194V193H256ZM84 195V194H83ZM131 195V194H130ZM192 195V194H191ZM215 195V194H214ZM120 196V195H119ZM141 196H142V194H141ZM195 196V195H194ZM237 196V195H236ZM86 197V196H85ZM125 197V196H124ZM124 197H122V198H124ZM156 197H157V195H156ZM192 197V196H191ZM223 197V196H222ZM12 196H9V198H2V199H0V264H28L26 261H24V260H19V259H16L15 258V256H16V254H15V256H14V252L17 250V249H19V244L16 242L17 240H16V237H18V236H27L28 234H32V232H33V230H31V226H30V224H29V226H22L21 228H18V230H17V233H18V235H9L10 234V229H9V227H8V220L5 218V216H4V213H5V210H6V208H7V206L13 201L12 199ZM60 198V197H59ZM70 198V197H69ZM128 198V197H127ZM145 198V197H144ZM188 198V197H187ZM186 198V199H187ZM199 198V197H198ZM219 198V197H218ZM76 199V198H75ZM201 199V198H200ZM69 200V199H68ZM132 200V199H131ZM138 200V202L137 203H141L142 201H143V199L141 198H138V199H136V201ZM145 201H146V198L144 199ZM149 200L151 201L152 200V198H149ZM194 200V199H193ZM192 200V201H193ZM49 201V200H48ZM71 201H73V200H71ZM70 201V202H71ZM136 201H134V202H136ZM195 201V200H194ZM264 201V200H263ZM144 202V201H143ZM152 202V201H151ZM199 202V201H198ZM117 203V202H116ZM122 203V202H121ZM147 203H148V201H147ZM150 203V202H149ZM149 203H148V205H149ZM195 203V202H194ZM227 203V202H226ZM132 205V204H131ZM133 205H135V204H133ZM132 205V206H133ZM139 205V204H138ZM147 205V206H148ZM201 205V204H200ZM243 206H238V207H240V209H242V210H245L246 211V214H245V217H246V220H247V222H253L254 224L255 223H257V222H259V220H260V218L257 216V215H255V214H252V213H249L248 211H247V208H245L244 207V204H242ZM121 206V205H120ZM137 206V204L135 205V207ZM235 206H237V205H235ZM138 207V206H137ZM143 207H145V206H143ZM188 207H190V208H188ZM55 208V207H54ZM118 208H119V206H118ZM133 208V207H132ZM141 208H142V206H141ZM140 208V209H141ZM194 208H196V209H194ZM57 209V208H56ZM190 209H192V210H194V211H190ZM137 210V209H136ZM145 210H146V208H145ZM144 210V211H145ZM226 210V209H225ZM62 211V210H61ZM141 211H143V210H141ZM140 211V212H141ZM143 211V212H144ZM123 212V211H122ZM207 212V214H210L211 216H213L214 218H215V220L216 221H214V222H209V221H207L206 220V217H205V213ZM234 212V211H233ZM8 213V212H7ZM142 213V212H141ZM140 213V214H141ZM243 213V212H242ZM61 214V213H60ZM139 214V213H138ZM139 214V215H140ZM143 214V213H142ZM221 215H222V213H221ZM220 215V216H221ZM113 216V215H112ZM121 216V215H120ZM132 216V215H131ZM132 216V217H133ZM236 216V215H235ZM118 217V216H117ZM140 217V216H139ZM223 217V216H222ZM37 218V217H36ZM121 218H123V217H121ZM128 218H129V216H128ZM127 218V219H128ZM137 218H138V216H137ZM136 218V219H137ZM208 218V217H207ZM224 218L225 217H223V220H224ZM213 219V218H212ZM41 220H42V218H41ZM131 220V219H130ZM130 220H129V222H130ZM133 220H131V221H133ZM211 220V219H210ZM119 221V220H118ZM121 221H123V220H121ZM225 221H226V219H225ZM232 221V220H231ZM48 223V222H47ZM111 223V222H110ZM126 223V222H125ZM244 223V222H243ZM39 224V223H38ZM73 224V223H72ZM80 224V223H79ZM124 224V223H123ZM247 224V223H246ZM245 224V225H246ZM253 224V225H254ZM15 225V224H14ZM129 225V224H128ZM229 225V224H228ZM237 225V224H236ZM244 225V226H245ZM248 225V224H247ZM132 226V225H131ZM243 226V225H242ZM251 226V225H250ZM249 226V227H250ZM11 227V226H10ZM15 227H17V225L15 226ZM108 227V226H107ZM256 227H257V231H258V233L260 232H263L264 231V225H262V224H258V225H256ZM71 228V227H70ZM111 228V227H110ZM243 228V227H242ZM246 228V227H245ZM253 229V228H252ZM131 230V229H130ZM134 230V231H135ZM251 230V229H250ZM61 231V230H60ZM132 231V230H131ZM12 232V231H11ZM14 232H16V231H14ZM48 232V231H47ZM108 232V231H107ZM129 232V231H128ZM133 232V231H132ZM131 232V233H132ZM35 233V232H34ZM33 233V234H34ZM118 233V232H117ZM105 234V233H104ZM133 234V233H132ZM257 234V233H256ZM69 235H70V237H72L75 241L72 243V245H71V247H72V249L70 250V252H68L67 253V255H66V259H67V261H76L80 256H84L85 258H84V264H103V263H101V250L99 249V248H91V249H86L85 248V245H81V241L79 242V240H78V238H79V236H80V233L78 232V230H76L73 226H72V229H71V231H70V233H69ZM109 235H110V233H109ZM123 235V234H122ZM239 235V234H238ZM34 236V235H33ZM115 236V235H114ZM117 236V235H116ZM135 236V237H136ZM256 236V235H255ZM259 236V235H258ZM28 237V236H27ZM123 237V236H122ZM237 237V238H236ZM125 238V237H124ZM243 238V237H242ZM260 238V237H259ZM78 242H77V241ZM108 242H109V246H110V252L109 253H111V264H131V261H130V259H128L127 257H126V255H127V251L126 250H123L120 246H119V244L117 243V242H115L114 241V238H113V235H110L109 237H108ZM122 241V240H121ZM243 241V240H242ZM9 243V247L11 248V249H9V251H2L1 250V246H2V244L3 243ZM37 242V241H36ZM43 242V241H42ZM241 242V241H240ZM139 243V242H138ZM244 243V242H243ZM141 244V243H140ZM244 245H245V243H244ZM100 246V245H99ZM98 246V247H99ZM145 246H146V243H145ZM90 247V246H89ZM96 247V246H95ZM101 247V246H100ZM264 247V246H263ZM141 248V247H140ZM151 248V247H150ZM261 248V247H260ZM5 249V248H4ZM130 249V248H129ZM142 249V248H141ZM140 249V250H141ZM249 249V248H248ZM259 249V248H258ZM262 249V248H261ZM147 250V249H146ZM263 250V249H262ZM261 250V251H262ZM14 251V252H13ZM138 251V250H137ZM144 251V250H143ZM151 251H152V249H151ZM260 251V252H261ZM140 252V251H139ZM160 252H162V251H160ZM264 252V251H263ZM63 253V252H62ZM88 253H92L91 255H87ZM130 253V252H129ZM145 253V252H144ZM154 254V253H153ZM39 256V255H38ZM126 257L125 259H123V261H121L120 262V259L122 258V257ZM148 256H149V254H148ZM152 256V255H151ZM156 256V255H155ZM154 256V257H155ZM157 256H159V255H157ZM161 257H162V255H160ZM123 257V258H124ZM161 257H159L160 259H161ZM253 257V256H252ZM158 258V259H159ZM36 259V258H35ZM157 259V258H156ZM155 259V260H156ZM157 259V260H158ZM159 259V260H160ZM153 260V259H152ZM163 260V259H162ZM161 260V261H162ZM36 261V260H35ZM64 261V260H63ZM149 261V260H148ZM160 261V262H161ZM164 261V260H163ZM252 261V260H251ZM44 262V261H43ZM57 262V261H56ZM81 262V261H80ZM134 262H135V260H134ZM151 262V261H150ZM71 263V262H70ZM47 264H53V262L52 261H50V262H48ZM83 264V263H82ZM254 264V263H253Z\"/></svg>",
	"mask_w": 264,
	"mask_h": 264
}]
</instances>
